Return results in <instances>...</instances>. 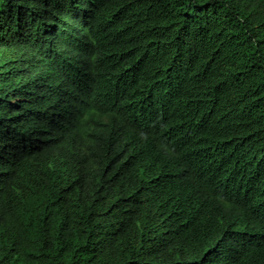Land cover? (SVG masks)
Listing matches in <instances>:
<instances>
[{
    "label": "trees",
    "instance_id": "1",
    "mask_svg": "<svg viewBox=\"0 0 264 264\" xmlns=\"http://www.w3.org/2000/svg\"><path fill=\"white\" fill-rule=\"evenodd\" d=\"M0 264H264V0H0Z\"/></svg>",
    "mask_w": 264,
    "mask_h": 264
}]
</instances>
